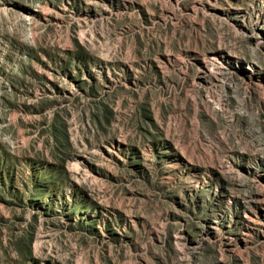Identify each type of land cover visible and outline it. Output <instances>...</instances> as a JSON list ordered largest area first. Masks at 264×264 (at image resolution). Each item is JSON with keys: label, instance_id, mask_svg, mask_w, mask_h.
I'll list each match as a JSON object with an SVG mask.
<instances>
[{"label": "rangeland", "instance_id": "rangeland-1", "mask_svg": "<svg viewBox=\"0 0 264 264\" xmlns=\"http://www.w3.org/2000/svg\"><path fill=\"white\" fill-rule=\"evenodd\" d=\"M0 264H264V0H0Z\"/></svg>", "mask_w": 264, "mask_h": 264}]
</instances>
